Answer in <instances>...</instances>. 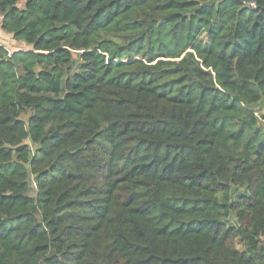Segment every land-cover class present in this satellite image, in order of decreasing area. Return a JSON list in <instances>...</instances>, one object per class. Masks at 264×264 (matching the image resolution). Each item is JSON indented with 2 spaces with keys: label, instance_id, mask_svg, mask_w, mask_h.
Segmentation results:
<instances>
[{
  "label": "trees",
  "instance_id": "16d2710c",
  "mask_svg": "<svg viewBox=\"0 0 264 264\" xmlns=\"http://www.w3.org/2000/svg\"><path fill=\"white\" fill-rule=\"evenodd\" d=\"M0 14V264H264V0Z\"/></svg>",
  "mask_w": 264,
  "mask_h": 264
},
{
  "label": "rangeland",
  "instance_id": "374dc122",
  "mask_svg": "<svg viewBox=\"0 0 264 264\" xmlns=\"http://www.w3.org/2000/svg\"><path fill=\"white\" fill-rule=\"evenodd\" d=\"M5 42H6L5 46L9 49V51L11 53H13L15 51H18V50L19 51H23V49L25 50V46H23L22 44L18 43V41L12 40L10 37L5 39ZM29 195L32 196V197L35 196L34 186H31L30 191H29ZM236 247L238 249H242V245L239 243V241H236Z\"/></svg>",
  "mask_w": 264,
  "mask_h": 264
},
{
  "label": "built area",
  "instance_id": "2783aa9c",
  "mask_svg": "<svg viewBox=\"0 0 264 264\" xmlns=\"http://www.w3.org/2000/svg\"><path fill=\"white\" fill-rule=\"evenodd\" d=\"M246 6H250L253 7L254 3L250 2V3H246ZM2 33V28H1V14H0V34ZM0 47H2L3 49H6L8 52V56L11 55V52L9 51V49L5 46V44L0 40Z\"/></svg>",
  "mask_w": 264,
  "mask_h": 264
},
{
  "label": "crops",
  "instance_id": "0c3cea01",
  "mask_svg": "<svg viewBox=\"0 0 264 264\" xmlns=\"http://www.w3.org/2000/svg\"><path fill=\"white\" fill-rule=\"evenodd\" d=\"M8 36H10V35H8ZM19 43V42H18ZM21 44V43H20ZM28 48L27 47H25V50H27ZM24 50V49H23Z\"/></svg>",
  "mask_w": 264,
  "mask_h": 264
}]
</instances>
